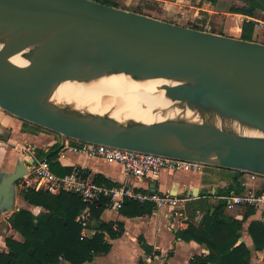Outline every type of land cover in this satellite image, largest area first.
Segmentation results:
<instances>
[{
	"label": "water",
	"instance_id": "95a60500",
	"mask_svg": "<svg viewBox=\"0 0 264 264\" xmlns=\"http://www.w3.org/2000/svg\"><path fill=\"white\" fill-rule=\"evenodd\" d=\"M63 75L159 81L150 91L168 103L137 100L151 108L149 121L130 114L126 95L105 93L100 111L59 99L54 80ZM0 108L72 139L264 177L262 42L96 0H0ZM27 172L23 160L0 170V213L14 210Z\"/></svg>",
	"mask_w": 264,
	"mask_h": 264
},
{
	"label": "crops",
	"instance_id": "0c3cea01",
	"mask_svg": "<svg viewBox=\"0 0 264 264\" xmlns=\"http://www.w3.org/2000/svg\"><path fill=\"white\" fill-rule=\"evenodd\" d=\"M108 1L117 7L138 11L158 19L238 38L243 37L244 22H253L254 29L247 33V38L264 43V10H257L253 16L231 10L232 7H245L244 0L245 3L242 5H232L233 0H216L215 2L208 0ZM225 3H228V6L224 7ZM61 140L59 134L38 129V125L20 119L0 108V170L2 172L13 171L17 162L23 160L22 147L25 143L32 144L40 155L41 151L47 152L52 145L61 144ZM11 155L16 156L13 161L9 159ZM55 161L59 162L61 167H71L73 170L81 168L87 171V176L93 180L100 176L112 185L126 182L137 189H155V192L161 193L168 191L186 199L183 203L188 219L181 216V221L169 214L167 208H155L151 215L126 217L120 213V209L107 206L101 218L107 222L123 221L125 232L121 237L110 240L112 248L108 253L98 254L92 261L82 264H138L140 259L145 262L149 259V264H189L195 255H208L209 251L194 240L185 241L177 238L176 232L187 228L191 221L200 224L204 213L209 209L213 212L214 206L228 193L259 191L264 187V179L252 180L246 175L247 173L239 177V183L235 185L233 169L212 165H202L197 171L171 173L162 170L157 178H140L127 176L124 167L116 161L90 157L66 148L58 152ZM195 188H197L198 196L193 195ZM22 200L25 205L28 204V207L23 208L34 210L35 214L42 211V207L31 205L24 198ZM17 201L16 194L15 206ZM189 209L195 213L194 219H189ZM247 209L238 208L234 210L236 212L229 213L241 219ZM14 211L15 209L0 213V224L6 222L0 231L1 250L4 249L5 239L8 236L19 241L23 240L22 235L12 229L9 221ZM261 216L262 213L255 210L243 224L240 241L245 242L252 251L251 264H264V249L262 251L255 249L248 232L250 222L262 220ZM94 233L95 231L89 228L84 230L86 236L92 237ZM142 238L152 247L153 253H145ZM59 264L71 263L61 259Z\"/></svg>",
	"mask_w": 264,
	"mask_h": 264
},
{
	"label": "trees",
	"instance_id": "16d2710c",
	"mask_svg": "<svg viewBox=\"0 0 264 264\" xmlns=\"http://www.w3.org/2000/svg\"><path fill=\"white\" fill-rule=\"evenodd\" d=\"M96 1L115 6L108 0ZM244 1L245 7H232L231 10L249 16H253L257 10H264V0ZM253 29V22H244L242 39L251 40L247 38V33ZM60 148L58 144L52 145L47 152L41 151V155L49 161L53 171L65 175L71 173L73 169L61 167L60 163L55 161ZM234 171L233 182L238 185L239 177L245 172ZM83 175L87 176V171H84ZM95 181L112 185L100 176H97ZM262 191L264 187L258 192ZM21 193L31 205L43 209L39 214L27 208L12 213L9 218L11 227L22 235L23 240L19 241L12 236L6 237L4 249H0V264H59L61 259L71 264L90 262L98 254L108 253L112 248L110 240L121 237L125 232L123 221L107 222L101 218L109 204L108 199L92 204L90 216L82 219L81 215L87 204L73 192L61 191L54 194L49 191L21 189ZM214 208L213 212L209 209L204 213L200 224L191 221L187 228L176 232L177 238L185 241L194 240L209 251L208 255H195L189 264H251L252 251L240 239L243 224L255 209L248 208L244 216L238 219L226 212V202L223 199H220ZM154 209L152 203L140 204L127 200L120 208V213L126 217H137L151 215ZM86 228L95 231L92 237L84 234ZM248 232L255 249L262 251L264 222L251 221ZM141 242L145 253H153L152 247L143 238ZM138 264H144V261L140 259Z\"/></svg>",
	"mask_w": 264,
	"mask_h": 264
},
{
	"label": "built area",
	"instance_id": "2783aa9c",
	"mask_svg": "<svg viewBox=\"0 0 264 264\" xmlns=\"http://www.w3.org/2000/svg\"><path fill=\"white\" fill-rule=\"evenodd\" d=\"M61 136L62 148L86 154L90 157H100L109 161L120 163L127 174L133 177L157 178L162 170L171 173L184 171H197L203 164L166 157L159 154L145 153L116 146L86 142L70 137ZM23 161L26 163L28 172L20 179L21 189H33L36 191H49L58 194L61 191H69L77 194L87 204L81 218L87 219L90 216V206L95 202L108 199L113 209H120L125 201H133L140 204L152 203L156 209L167 208L169 214L176 216L181 221L185 215L184 197L171 192H155L149 189H137L125 183L107 185L97 183L95 180L84 176L83 169L76 168L65 175L56 174L51 168L47 159L38 154L34 146L25 143L22 147ZM251 179H258L260 176L254 173H247ZM22 180V181H21ZM226 202V209L236 210L238 208H254L262 213L261 219L264 222V192L247 191L245 193L230 192L223 196ZM149 259L144 264H149Z\"/></svg>",
	"mask_w": 264,
	"mask_h": 264
},
{
	"label": "bare ground",
	"instance_id": "6f19581e",
	"mask_svg": "<svg viewBox=\"0 0 264 264\" xmlns=\"http://www.w3.org/2000/svg\"><path fill=\"white\" fill-rule=\"evenodd\" d=\"M14 60L20 64L26 63L18 57ZM158 84L159 81L141 84L124 75H115L90 83L72 81L69 75L58 76L54 80L59 99L88 102L91 103L93 109L103 111L108 104L100 102L101 95L105 93L126 95L127 103L125 106L130 114L149 121L154 118L151 108L140 107L137 105V100L145 101L149 107L167 104L168 101L162 97L153 96L154 94L150 91Z\"/></svg>",
	"mask_w": 264,
	"mask_h": 264
},
{
	"label": "rangeland",
	"instance_id": "374dc122",
	"mask_svg": "<svg viewBox=\"0 0 264 264\" xmlns=\"http://www.w3.org/2000/svg\"><path fill=\"white\" fill-rule=\"evenodd\" d=\"M117 1H120V2H123L124 0H117ZM245 2L243 1V0H233L232 1V5H242V4H244ZM228 3H225L224 4V7L227 5ZM228 6V5H227ZM36 127V126H35ZM38 129H41V130H46V131H50V130H48V129H46V128H42L41 126H38ZM56 133V132H55ZM57 134H59V133H57ZM14 158H16V156L15 155H11L10 157H9V159H11V161H13L14 160ZM246 175H248V174H246ZM248 177L250 178V176L248 175ZM251 179V178H250ZM259 179H264V177H262V176H260L259 177ZM253 180V179H252ZM22 181V180H21ZM17 198H18V201H17V204H16V206H15V211H17V210H19V209H21V208H23V207H28V204H24V202H23V200H22V198H23V196H22V193H21V187L19 186V183L17 184ZM25 205V206H24ZM43 209V208H42ZM14 211V212H15ZM32 211V210H31ZM34 211V210H33ZM35 211H37V210H35ZM13 212V213H14ZM226 212H231V210H228V209H226ZM232 212L234 213V212H236V211H234V210H232ZM188 215H189V219L191 220V219H194L195 218V213L194 212H192L191 211V209H189V211H188ZM107 216H109V214H107ZM200 218H201V216H200ZM6 225V222H2V224H0V231L3 229V227ZM90 237V236H89Z\"/></svg>",
	"mask_w": 264,
	"mask_h": 264
}]
</instances>
